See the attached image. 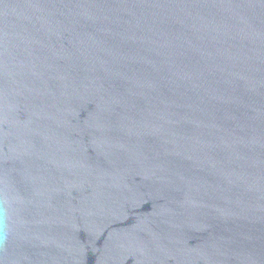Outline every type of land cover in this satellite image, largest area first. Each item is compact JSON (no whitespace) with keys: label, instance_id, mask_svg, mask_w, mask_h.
<instances>
[{"label":"water","instance_id":"1","mask_svg":"<svg viewBox=\"0 0 264 264\" xmlns=\"http://www.w3.org/2000/svg\"><path fill=\"white\" fill-rule=\"evenodd\" d=\"M0 264H264V0H0Z\"/></svg>","mask_w":264,"mask_h":264}]
</instances>
